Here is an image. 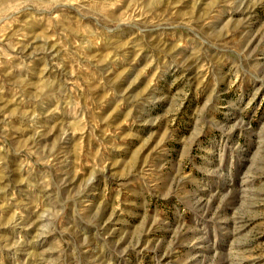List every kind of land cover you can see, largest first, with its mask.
I'll list each match as a JSON object with an SVG mask.
<instances>
[{"label":"rangeland","instance_id":"obj_1","mask_svg":"<svg viewBox=\"0 0 264 264\" xmlns=\"http://www.w3.org/2000/svg\"><path fill=\"white\" fill-rule=\"evenodd\" d=\"M0 264H264V0H0Z\"/></svg>","mask_w":264,"mask_h":264}]
</instances>
